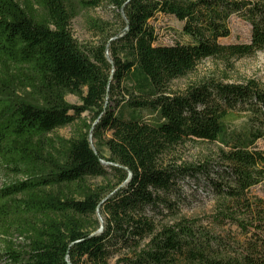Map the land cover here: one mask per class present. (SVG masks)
Listing matches in <instances>:
<instances>
[{
  "label": "trees",
  "instance_id": "1",
  "mask_svg": "<svg viewBox=\"0 0 264 264\" xmlns=\"http://www.w3.org/2000/svg\"><path fill=\"white\" fill-rule=\"evenodd\" d=\"M74 1L0 0V168L22 178L0 189V258L264 264V199L253 192L264 183V86L206 77L172 89L203 61L264 53V0H78L107 3L120 25L107 36L95 24L101 39L84 47ZM157 15L181 23L185 42L158 45ZM233 16L250 25L249 43H221ZM76 123L72 138L50 137ZM197 141L217 144L216 157L181 162ZM199 194L212 213L185 217L181 203L193 210Z\"/></svg>",
  "mask_w": 264,
  "mask_h": 264
},
{
  "label": "rangeland",
  "instance_id": "2",
  "mask_svg": "<svg viewBox=\"0 0 264 264\" xmlns=\"http://www.w3.org/2000/svg\"><path fill=\"white\" fill-rule=\"evenodd\" d=\"M76 17L71 23V32L73 38L82 47L96 44L101 39V32L95 28V24L104 27L110 33H117L120 30V25L117 21L115 14L117 12L108 5L103 3L97 8L82 9L78 0H75ZM150 25L155 29L157 34L158 45L170 46L177 42H185V38L181 35L182 24L179 23L174 17L157 15L150 21ZM230 37L221 41L222 44H247L250 42L251 27L250 25L237 16H233L230 21ZM206 77H215L217 79H224L228 82H243L246 80H256L264 86V53H258L254 57L244 58L241 60H231L229 62L217 59H209L201 62L194 73L175 81L172 84L174 91L184 90L190 83L198 81ZM15 100L29 102L33 97L28 92L22 90H14ZM66 101L71 105H80V101L74 96H67ZM83 118L89 119L86 114ZM79 123L74 124L63 129L56 130L50 137L54 140L57 138L70 139L75 135L76 130L79 128ZM258 146L264 149V140L258 142ZM219 146L206 142H189L182 149L179 154L181 162L185 163H200L205 160L214 159L218 153ZM108 156V153L105 152ZM215 161V160H214ZM22 180L21 177H16L4 168H0V189L6 185H10L15 181ZM96 181L95 184H100ZM192 189L185 187L184 191L190 194ZM254 194L264 199V183L253 190ZM194 200L193 210L185 209L181 203L182 212L185 217L204 218L210 215L213 211V203L206 201L199 194L196 195ZM183 200V198H182ZM3 235L0 232V250L3 245ZM16 243H22V239L16 237ZM0 264H7L5 260L0 258Z\"/></svg>",
  "mask_w": 264,
  "mask_h": 264
},
{
  "label": "water",
  "instance_id": "3",
  "mask_svg": "<svg viewBox=\"0 0 264 264\" xmlns=\"http://www.w3.org/2000/svg\"><path fill=\"white\" fill-rule=\"evenodd\" d=\"M107 58L109 59L108 54H107ZM90 144H91L92 149H94L93 144H92V138H91V136H90ZM100 222H101V229H100V231L98 233H101L103 231V228H104L103 227V221H102L101 218H100Z\"/></svg>",
  "mask_w": 264,
  "mask_h": 264
}]
</instances>
